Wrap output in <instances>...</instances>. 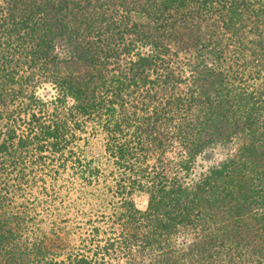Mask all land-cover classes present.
<instances>
[{
    "label": "trees",
    "instance_id": "1",
    "mask_svg": "<svg viewBox=\"0 0 264 264\" xmlns=\"http://www.w3.org/2000/svg\"><path fill=\"white\" fill-rule=\"evenodd\" d=\"M0 264H264V0H0Z\"/></svg>",
    "mask_w": 264,
    "mask_h": 264
},
{
    "label": "rangeland",
    "instance_id": "2",
    "mask_svg": "<svg viewBox=\"0 0 264 264\" xmlns=\"http://www.w3.org/2000/svg\"><path fill=\"white\" fill-rule=\"evenodd\" d=\"M102 139L101 137H98L97 139H93L91 140V148L95 151V152H99V151H102ZM219 154H221L220 152H215L213 154V157H216L218 156ZM203 161L205 162H210L211 161V156H207L203 159ZM135 199V202L137 204V206L140 208V209H145L147 207V197L146 196H143V195H136L134 197Z\"/></svg>",
    "mask_w": 264,
    "mask_h": 264
}]
</instances>
